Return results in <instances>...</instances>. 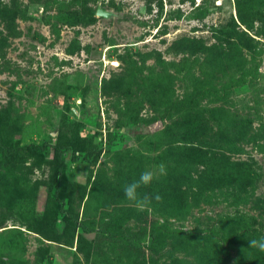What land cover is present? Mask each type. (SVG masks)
<instances>
[{"label": "rangeland", "instance_id": "obj_1", "mask_svg": "<svg viewBox=\"0 0 264 264\" xmlns=\"http://www.w3.org/2000/svg\"><path fill=\"white\" fill-rule=\"evenodd\" d=\"M261 236L264 0H0V264H264Z\"/></svg>", "mask_w": 264, "mask_h": 264}, {"label": "clouds", "instance_id": "obj_2", "mask_svg": "<svg viewBox=\"0 0 264 264\" xmlns=\"http://www.w3.org/2000/svg\"><path fill=\"white\" fill-rule=\"evenodd\" d=\"M158 171L160 175H166V168L163 164L158 166ZM156 174L152 170L143 171L139 179L133 180L131 182L125 183L123 185V192L125 197L136 204L138 208H143L151 204L152 200L155 199L157 202L162 201L163 197L156 193L154 196L149 194H141L140 189L142 187L149 186L154 179ZM250 247L257 248L259 251L264 252V236L259 239L250 240Z\"/></svg>", "mask_w": 264, "mask_h": 264}, {"label": "water", "instance_id": "obj_3", "mask_svg": "<svg viewBox=\"0 0 264 264\" xmlns=\"http://www.w3.org/2000/svg\"><path fill=\"white\" fill-rule=\"evenodd\" d=\"M96 15H97V16H100V17L108 18V17L111 16V13L108 12V11H104V10L98 9V10L96 11Z\"/></svg>", "mask_w": 264, "mask_h": 264}, {"label": "trees", "instance_id": "obj_4", "mask_svg": "<svg viewBox=\"0 0 264 264\" xmlns=\"http://www.w3.org/2000/svg\"><path fill=\"white\" fill-rule=\"evenodd\" d=\"M227 175H229V173H227Z\"/></svg>", "mask_w": 264, "mask_h": 264}]
</instances>
